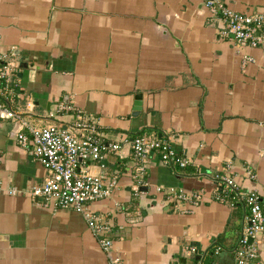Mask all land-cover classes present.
I'll return each mask as SVG.
<instances>
[{
  "label": "crops",
  "instance_id": "obj_1",
  "mask_svg": "<svg viewBox=\"0 0 264 264\" xmlns=\"http://www.w3.org/2000/svg\"><path fill=\"white\" fill-rule=\"evenodd\" d=\"M0 54L17 66L13 106L29 125L83 120L120 145L103 160L116 189L90 204L110 227L105 253L80 213L32 196L48 172L16 141L18 124L0 118V264H233L243 209L215 199L210 175L230 162L239 186L264 201V45L222 38L202 0H0ZM168 134L192 163L167 165L155 152L141 177L130 140ZM257 252L264 264V239Z\"/></svg>",
  "mask_w": 264,
  "mask_h": 264
},
{
  "label": "built area",
  "instance_id": "obj_2",
  "mask_svg": "<svg viewBox=\"0 0 264 264\" xmlns=\"http://www.w3.org/2000/svg\"><path fill=\"white\" fill-rule=\"evenodd\" d=\"M211 18L219 24V35L231 40L238 47H258L264 45V8H254L248 12H238L229 7L225 0H202ZM253 59L249 55L242 58V65ZM17 66L6 55L0 54V118L10 120L20 127L16 141L26 149L34 159L42 163L48 172L40 186L32 189L34 198H41L45 206L57 209H71L80 213L89 230L96 237L99 248L108 253L113 240L106 233L110 227L101 215L90 210V204L110 197L118 184L115 174H108L103 163L108 153L120 149L116 143H106L95 127L83 120L72 126L48 124L40 127L28 124L25 116L13 106ZM60 109H69L62 105ZM172 135L166 137L136 136L129 142L133 157L138 160V172L142 177L145 162L152 153H158L160 160L167 165L185 168L191 159L173 148ZM95 169L93 171L92 169ZM250 174V171H247ZM214 185V196L218 201L226 202L230 207H242L243 216L236 245L233 249V264H254L257 247L264 239V201L254 190H244L231 175V163L225 162L210 175ZM139 192V187H134ZM167 196L189 199L190 195L176 193L172 188ZM195 201H201L200 194L194 195ZM250 240V241H249ZM215 245L212 255L221 251ZM184 254L195 256L194 245H185ZM201 255V254H200ZM108 264H123L120 258H108ZM214 264V263H200Z\"/></svg>",
  "mask_w": 264,
  "mask_h": 264
},
{
  "label": "water",
  "instance_id": "obj_3",
  "mask_svg": "<svg viewBox=\"0 0 264 264\" xmlns=\"http://www.w3.org/2000/svg\"><path fill=\"white\" fill-rule=\"evenodd\" d=\"M141 108H142V106H141V94H137L134 97V106H133V109H132V115H135L136 112H139L141 110ZM190 258H192V259L194 258L195 260H198L200 257L198 255L197 256H193L192 255Z\"/></svg>",
  "mask_w": 264,
  "mask_h": 264
},
{
  "label": "trees",
  "instance_id": "obj_4",
  "mask_svg": "<svg viewBox=\"0 0 264 264\" xmlns=\"http://www.w3.org/2000/svg\"><path fill=\"white\" fill-rule=\"evenodd\" d=\"M236 206H237V205H236ZM237 207H238V206H237ZM233 208H234V207H233ZM234 209H236V208H234ZM217 237H218L219 239H221V238H222V235L220 234V235H218ZM219 239H218V240H219ZM218 240H217V238H216V241L214 240L213 245H214V244H215V245L218 244ZM218 245H220V244H218ZM220 246H221V245H220ZM210 253H213V251L211 250Z\"/></svg>",
  "mask_w": 264,
  "mask_h": 264
}]
</instances>
